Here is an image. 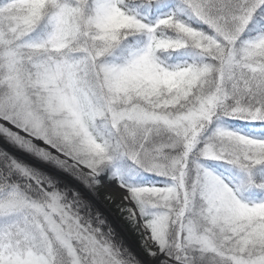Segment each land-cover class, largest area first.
Instances as JSON below:
<instances>
[{
  "label": "snow or ice",
  "instance_id": "6c2138e0",
  "mask_svg": "<svg viewBox=\"0 0 264 264\" xmlns=\"http://www.w3.org/2000/svg\"><path fill=\"white\" fill-rule=\"evenodd\" d=\"M0 264H264V0H0Z\"/></svg>",
  "mask_w": 264,
  "mask_h": 264
},
{
  "label": "rangeland",
  "instance_id": "374dc122",
  "mask_svg": "<svg viewBox=\"0 0 264 264\" xmlns=\"http://www.w3.org/2000/svg\"><path fill=\"white\" fill-rule=\"evenodd\" d=\"M108 190V187L101 188L99 190V197L94 200L95 206L107 217L113 227L118 233V238L121 239L133 252L139 253L140 248L138 246V240L135 242L134 237L137 236L132 233L131 230H126L124 225L126 224L119 217L116 207L110 201L104 199V193Z\"/></svg>",
  "mask_w": 264,
  "mask_h": 264
},
{
  "label": "trees",
  "instance_id": "16d2710c",
  "mask_svg": "<svg viewBox=\"0 0 264 264\" xmlns=\"http://www.w3.org/2000/svg\"><path fill=\"white\" fill-rule=\"evenodd\" d=\"M124 228H125L126 230H130V228H129V226H128L127 224L124 225Z\"/></svg>",
  "mask_w": 264,
  "mask_h": 264
},
{
  "label": "flooded vegetation",
  "instance_id": "af4514ba",
  "mask_svg": "<svg viewBox=\"0 0 264 264\" xmlns=\"http://www.w3.org/2000/svg\"><path fill=\"white\" fill-rule=\"evenodd\" d=\"M132 231V230H131ZM132 233H133V231H132ZM136 235V234H135ZM138 240V237L137 236H135L134 237V241L136 242Z\"/></svg>",
  "mask_w": 264,
  "mask_h": 264
},
{
  "label": "water",
  "instance_id": "95a60500",
  "mask_svg": "<svg viewBox=\"0 0 264 264\" xmlns=\"http://www.w3.org/2000/svg\"><path fill=\"white\" fill-rule=\"evenodd\" d=\"M108 190L110 191V190H113V189H109V188H108Z\"/></svg>",
  "mask_w": 264,
  "mask_h": 264
}]
</instances>
